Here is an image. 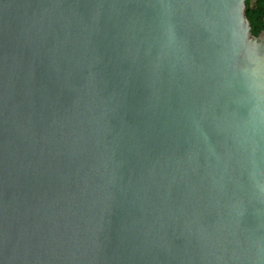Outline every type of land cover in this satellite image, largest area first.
<instances>
[{"label":"water","instance_id":"95a60500","mask_svg":"<svg viewBox=\"0 0 264 264\" xmlns=\"http://www.w3.org/2000/svg\"><path fill=\"white\" fill-rule=\"evenodd\" d=\"M245 11L0 0V264H264Z\"/></svg>","mask_w":264,"mask_h":264},{"label":"trees","instance_id":"16d2710c","mask_svg":"<svg viewBox=\"0 0 264 264\" xmlns=\"http://www.w3.org/2000/svg\"><path fill=\"white\" fill-rule=\"evenodd\" d=\"M245 15L250 24L252 36L264 31V0H245Z\"/></svg>","mask_w":264,"mask_h":264}]
</instances>
